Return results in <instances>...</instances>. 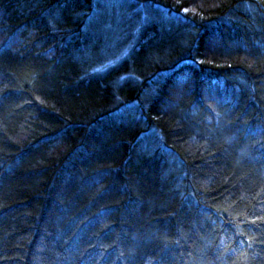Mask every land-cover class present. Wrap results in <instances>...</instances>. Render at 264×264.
Instances as JSON below:
<instances>
[{
  "label": "trees",
  "instance_id": "trees-1",
  "mask_svg": "<svg viewBox=\"0 0 264 264\" xmlns=\"http://www.w3.org/2000/svg\"><path fill=\"white\" fill-rule=\"evenodd\" d=\"M131 1L0 0V264H264V0Z\"/></svg>",
  "mask_w": 264,
  "mask_h": 264
},
{
  "label": "rangeland",
  "instance_id": "rangeland-1",
  "mask_svg": "<svg viewBox=\"0 0 264 264\" xmlns=\"http://www.w3.org/2000/svg\"><path fill=\"white\" fill-rule=\"evenodd\" d=\"M111 1H113V2H111V3L109 2L107 6H106V4H104V10H106L105 12H107L109 15H112V16L107 18V29L111 30L114 33H117V32L119 34L122 33L121 31H123V28L121 25L125 21L128 20L126 15H129V19L134 17L133 22L129 21V23H128L129 27H132V25H133L132 30H130L131 32H134L135 30H137L140 25H142V24L145 25L148 22V20H152V24L156 21H160V22L161 21L162 22L168 21L166 19L159 20L158 15H160V17H162L163 12L161 11V9H158L157 7L156 8L142 7L140 4H135L131 0H120V1L111 0ZM218 1L220 2V0H195L194 2L192 0V5L198 4V5H202V6H205V5H208V6L212 5L213 6L214 4H216L215 2H218ZM115 11H118V12H115ZM97 13L98 14L102 13L101 8L99 11H97ZM114 13H116V14H114ZM108 14H106V15L108 16ZM171 27H172V25H171ZM118 38H120V36ZM126 52H124L123 55L122 54H118L119 56L115 55L114 58H113V56L110 57L108 59L109 60L108 65L115 63L118 60V58L120 60L123 56H125ZM185 88H187V87L185 86ZM182 89H184V88H182ZM228 91L229 90L222 91V90H220V88L216 89V87H215L212 90H210V92L208 93L207 96L210 99V102L212 101V102H214L213 104H215V102L217 100H226V99L228 100ZM176 93L178 94L177 91H176ZM165 153L167 154V156L170 157V160H176L175 156H172V154L169 151L165 150Z\"/></svg>",
  "mask_w": 264,
  "mask_h": 264
},
{
  "label": "bare ground",
  "instance_id": "bare-ground-1",
  "mask_svg": "<svg viewBox=\"0 0 264 264\" xmlns=\"http://www.w3.org/2000/svg\"><path fill=\"white\" fill-rule=\"evenodd\" d=\"M147 143H148V144H153V143H152V142H150V141H147ZM160 143H161V141H160V140H158V141H156V140H155V144H156V146H157L158 144H160Z\"/></svg>",
  "mask_w": 264,
  "mask_h": 264
}]
</instances>
